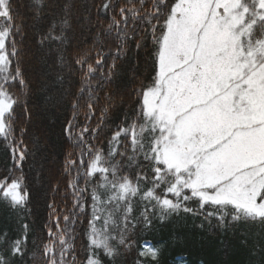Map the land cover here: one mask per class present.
I'll return each instance as SVG.
<instances>
[{
	"label": "snow or ice",
	"instance_id": "6c2138e0",
	"mask_svg": "<svg viewBox=\"0 0 264 264\" xmlns=\"http://www.w3.org/2000/svg\"><path fill=\"white\" fill-rule=\"evenodd\" d=\"M95 10L94 47L100 51L94 63L90 51L73 60L86 67L89 81L104 63L107 38L115 33L119 43L111 54L118 58L129 41L138 40L136 25L155 46L154 76L139 90L134 119L114 131L107 149L85 141V133L95 129L85 126L74 136L76 125L68 121L66 135L75 139L81 154H70L65 164L73 174L71 206L57 215L55 203L49 205V239L42 246L47 264H68L81 217L87 221L86 264H103L98 250L112 261L130 253L138 226L150 228L153 215L165 219L191 213L187 202L192 200L200 209L211 208L206 217L226 229L239 223L264 226V0H125L123 6L99 0ZM100 15L108 16V22ZM70 17L66 11L40 43H70ZM18 30L11 0H0V139L10 145L13 162L0 179V197L23 210L30 196L22 175L29 151L23 140L27 129L18 134L16 126L22 100L13 85L27 83L18 61ZM57 57L65 63L62 52ZM63 81L58 72L53 83ZM79 91L87 92L85 106L94 112L96 88L89 82ZM78 108L76 99L72 109ZM141 183L150 187L142 189ZM137 199L145 202L139 218L133 208ZM21 227L19 237L0 239V264H13L27 254L29 225ZM157 259V249L148 246L137 251L134 264H155Z\"/></svg>",
	"mask_w": 264,
	"mask_h": 264
},
{
	"label": "trees",
	"instance_id": "16d2710c",
	"mask_svg": "<svg viewBox=\"0 0 264 264\" xmlns=\"http://www.w3.org/2000/svg\"><path fill=\"white\" fill-rule=\"evenodd\" d=\"M124 3L125 0H113V6H123ZM97 4L99 0H11L14 22L19 28L15 34L16 46L20 50L18 61L27 81L24 85L14 84L13 90L22 100V104L16 107L17 132L27 129L23 140L29 155L22 175L26 191L30 193L23 210L0 197V239L19 237L23 234L21 225H29L27 254L22 260H14L13 264H47L42 246L49 239L47 227L51 226L53 214L49 205L55 203L57 215L64 214V209L71 206L72 192L68 184L73 174L65 171V164L70 154L72 158L79 157L81 149L76 147L75 139L66 135L68 121L72 120L76 125L74 136L85 126L95 129L85 133V141L95 148L107 149L114 131L134 119L139 90L142 85L150 84L154 76L155 46L141 25L135 26L138 40L129 41L118 58L111 54L115 51L114 45L119 43L114 39L115 33L107 38L104 63L92 74L90 81L86 67L73 63L82 51H90L89 62L94 63L95 53L100 51L94 47L98 31ZM65 5L69 7L66 9ZM66 11L71 13L70 43L60 45L45 41L41 44L42 34ZM99 19L108 22L106 15H100ZM137 42L139 48L136 47ZM58 52L63 53L65 63H59ZM15 63L16 60L14 66ZM113 63L115 68H112ZM58 72L64 76L62 84L53 83ZM89 82L96 88L94 112H89L85 106L87 92L82 94L79 91L81 87L87 88ZM76 99H79V108L74 111L72 103ZM84 156L87 159L86 152ZM12 167L10 145L0 139V179ZM144 170L147 171V167ZM79 171L83 173L84 169L80 167ZM84 179L82 176L81 180ZM87 179V186L91 188V178ZM54 185L59 186L58 190L53 191ZM146 187L150 185L141 183L142 189ZM144 204L139 199L133 201L137 218ZM187 206L193 212L181 211L165 219L153 215L150 228L138 226L134 234L135 248L115 261L98 250L103 264H134L137 251L147 244L158 251L155 264H264V226L239 223L226 229L218 225L215 218L206 217L211 208L200 209L195 200L187 202ZM86 223V219L81 217L75 225V248L68 254V264H73V256L74 264H86V257L90 254Z\"/></svg>",
	"mask_w": 264,
	"mask_h": 264
},
{
	"label": "rangeland",
	"instance_id": "374dc122",
	"mask_svg": "<svg viewBox=\"0 0 264 264\" xmlns=\"http://www.w3.org/2000/svg\"><path fill=\"white\" fill-rule=\"evenodd\" d=\"M149 245L147 244L146 247H148Z\"/></svg>",
	"mask_w": 264,
	"mask_h": 264
}]
</instances>
